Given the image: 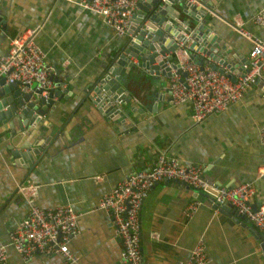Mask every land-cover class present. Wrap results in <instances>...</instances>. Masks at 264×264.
I'll use <instances>...</instances> for the list:
<instances>
[{
  "label": "crops",
  "instance_id": "1",
  "mask_svg": "<svg viewBox=\"0 0 264 264\" xmlns=\"http://www.w3.org/2000/svg\"><path fill=\"white\" fill-rule=\"evenodd\" d=\"M76 2L0 0L6 30L0 49L6 52L11 38L35 30L34 40L44 50L46 64L64 74H57L63 84L54 86L53 104L39 119L43 130H31L27 136L37 144L40 135H48L38 159L36 155L28 166L15 164L7 149L8 128L0 126V245L7 243L8 231L27 212L16 186L32 182L37 185L34 202L39 207L69 205L78 214V233L68 243L77 264H117L118 242L107 213L97 207L99 197L127 173L150 167L159 151L182 164L203 165V176L221 185L250 182L255 190L250 201L256 205L264 197V175L256 177L264 167V147L257 142V131L264 124V74L240 102L194 123L188 103L169 102L166 77L155 80L130 67L120 80L129 99L121 104L118 118H109L85 98V92L94 88L123 39ZM204 3L213 13L204 12L203 31L216 35L226 54L245 57L249 48V42L227 24L233 18L264 41V27L251 22L264 0ZM172 6L179 18L196 23L177 3ZM194 202L195 211L185 215V207ZM138 217L143 264L185 260L198 239L208 264H263L260 232L249 222L242 225L227 212L213 209L204 195L175 180L155 184ZM152 232L158 236L152 237ZM6 264L63 263L57 253L22 260L8 246Z\"/></svg>",
  "mask_w": 264,
  "mask_h": 264
},
{
  "label": "built area",
  "instance_id": "2",
  "mask_svg": "<svg viewBox=\"0 0 264 264\" xmlns=\"http://www.w3.org/2000/svg\"><path fill=\"white\" fill-rule=\"evenodd\" d=\"M181 1L192 8L190 14L195 17L196 23L191 25L179 16L174 17L180 36L162 35V39L168 40L169 44L160 42L161 46L148 50L147 53L157 54L165 65L163 69H168L163 73L162 69H152L151 66L157 65V61L149 63L147 67L142 66L138 57L131 56L129 52L127 64L146 71L151 77H166L169 102L174 105L188 103L192 122L199 123L208 115L221 112L229 105L240 102L246 90L256 79L262 77L264 41L246 29L239 18H233L227 24L249 42L246 61H242L241 57L234 53L233 61L236 66L233 70H229L221 59L214 62L208 60L214 63L212 66L208 61H195L190 58L193 52L204 56L197 49L198 44L194 43L193 39L197 34V27L204 22L202 16L205 11L213 12L205 5L204 0H156V4L164 8L165 5L178 4ZM146 2L147 0H77L76 3L98 15L101 22L111 29L115 36L123 39V46L121 44L122 47L118 51L120 55L132 46L136 35L149 20L151 9L144 11L141 8ZM170 14L168 19L165 18L166 21L169 20ZM251 22L264 27V5L255 11ZM156 28L159 26L156 25ZM35 32L27 29L9 40L5 55L0 56V78H3L4 84H15L20 94L35 92L45 105L49 99H55L52 94L54 82L49 77L52 67L46 64V54L34 40ZM147 34L150 35L148 39L154 36L152 31H145L142 37L146 38ZM192 35L194 36L191 38ZM149 42L151 43L150 40ZM172 44H175L173 48ZM125 67L124 65L123 68ZM104 74L107 75L108 72ZM95 96L97 95L93 92L90 93L92 99ZM111 103L118 108L121 100L115 98ZM257 142L264 147V124L257 131ZM203 171L204 166L201 164H182L176 157L159 151L150 167L127 173L99 197L97 207L107 213L118 242L117 264H143L139 248V210L148 191L164 180H175L187 186L204 195L217 207L225 205L232 208L238 216H242L260 232L264 246V197L257 202L253 210L250 199L255 190L250 182L221 185L216 181L207 180ZM262 175L264 167L257 172L256 177ZM36 189L37 185L32 182L16 186L17 192L28 206L27 212L8 231L7 243L0 245V264H6L8 246L22 260H28L38 254L57 253L61 256L63 264H77V258L69 251L68 243L78 233V214L69 205L39 207L34 202ZM197 204L194 202L187 205L184 209L185 215H191ZM151 236L156 238L157 232H152ZM175 264H208L202 240L196 241L185 260Z\"/></svg>",
  "mask_w": 264,
  "mask_h": 264
},
{
  "label": "water",
  "instance_id": "3",
  "mask_svg": "<svg viewBox=\"0 0 264 264\" xmlns=\"http://www.w3.org/2000/svg\"><path fill=\"white\" fill-rule=\"evenodd\" d=\"M156 3V0H147L145 5L141 6L144 11L146 9H151L149 20L144 23L142 30H140L139 34L136 35L132 46L125 49L124 54L118 55V50L111 58L106 70L104 71V73L108 72V74H101L99 79L93 84L94 86L96 84V87L93 88L92 86L87 92H85V98H87L88 101L97 108V110L102 112L103 115H107L109 118H118L122 113L121 104H123V102H127L129 99L127 91H125L120 85L121 76L130 68V65L127 64L128 52L131 56L139 57L142 66L147 67L149 63L157 61L158 64L151 66L152 69H162V73L164 70L168 69H163L165 65L157 54L153 53L147 55V53L148 50L161 46L162 43L160 42H165L167 45L169 44L168 40L162 39V35L180 36L177 22L174 20V17L179 16V11L172 5H165L164 8H161L160 6H157ZM178 5L180 6V11L182 13L191 16L195 20V17L190 14V9L192 8L189 7L187 3L181 1L178 2ZM144 11H142V13H145ZM168 14H170L169 20L166 21L165 17L168 16ZM203 24L204 22L197 27V34L193 39L194 43L196 42L198 44L197 49L199 52H202L204 56H198L193 52L190 54V58L195 61H200L201 63L208 60L214 62L221 59L222 63L226 65L229 70H233L236 66L233 61L234 53L226 54V52L222 51L216 35H213L211 31L204 32ZM156 25H158L159 28H156ZM0 29L1 43L6 38L4 20H0ZM130 29H132V26ZM145 31H152L154 36H152L151 39H148L150 35L147 34V37L143 38L142 35ZM193 36L194 35H192L191 38ZM174 46L175 44H172V48ZM172 48L170 47V49ZM162 52L163 51H161V53ZM2 55H5V52L0 49V56ZM239 57H241L242 61H246L243 55ZM124 65L126 66L125 68H123ZM57 74H60L62 77L64 76V74L60 72L59 68L52 66V72L49 74V77L54 81L55 87L63 84L62 82L59 83V81H57ZM182 76H184V73H182ZM153 78L155 80L158 79L156 76ZM231 79H233V77H231ZM91 92L97 95L94 99L90 97ZM57 93L58 91L55 89L54 94ZM117 95L119 96L117 97ZM115 98L117 100H121V104L118 108H115L111 103ZM52 104L53 100L51 99H49L47 104H42V99L39 98L35 92L20 94L15 84H4L3 78H0V126L6 125L8 128L9 143L7 145V149L9 150L10 156L13 158L15 164L23 165L26 163V166H28L30 163L34 162L36 155V159H38L40 152H42V150L44 151V148L49 141V139H46L48 135L43 137L40 135L42 141L37 144H33L27 136L31 133V130H43L39 119L44 116ZM255 206L256 205L251 204L253 210H255ZM212 208L218 210L219 212H227L233 220L241 222L240 224L242 225L248 224L246 219L242 216H238L235 211L228 206L224 205L217 207L215 204H212ZM260 246L263 250L264 246L262 242Z\"/></svg>",
  "mask_w": 264,
  "mask_h": 264
}]
</instances>
